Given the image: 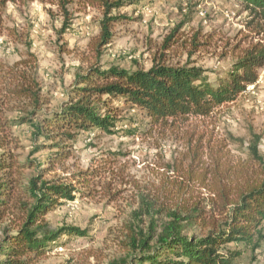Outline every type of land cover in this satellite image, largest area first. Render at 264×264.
Masks as SVG:
<instances>
[{
	"label": "rangeland",
	"instance_id": "obj_1",
	"mask_svg": "<svg viewBox=\"0 0 264 264\" xmlns=\"http://www.w3.org/2000/svg\"><path fill=\"white\" fill-rule=\"evenodd\" d=\"M67 10L63 13L51 0H11L3 14L8 29L0 38V66L6 70L29 61L47 99L44 111L59 109L77 75L97 63L93 47L102 1L77 0ZM112 15L119 19L98 64L105 69H149L158 58L169 65L200 66L216 84L239 54L263 39L258 22L236 0H126ZM121 117L115 134L98 129L78 134L64 169L58 166L48 175L69 177L80 191L49 212L47 221L54 229L72 225L87 235H63L35 264H110L126 256L129 226L141 224L134 216L140 197L150 193L153 182L180 177L197 143L203 166L217 165L220 171L246 167L263 176L250 146L258 143L264 159V68L256 85L208 117L154 129L138 109L124 110ZM14 133L23 146L19 152L28 154V126L17 125ZM49 152L44 148L43 154ZM142 228L147 231L146 220ZM262 235L253 244L228 245L241 253L237 264H264V225Z\"/></svg>",
	"mask_w": 264,
	"mask_h": 264
},
{
	"label": "trees",
	"instance_id": "obj_2",
	"mask_svg": "<svg viewBox=\"0 0 264 264\" xmlns=\"http://www.w3.org/2000/svg\"><path fill=\"white\" fill-rule=\"evenodd\" d=\"M9 1L0 0V38L8 29L3 14ZM53 1L66 13L77 0ZM101 1L103 18L93 47L97 63L77 75L59 109L43 110L47 99L28 60L6 70L0 66V264H35L63 235H87L72 225L54 229L46 219L80 191L69 177L48 176L58 166L64 169L78 134L94 129L115 134L124 110H140L151 129L208 117L256 85L264 68V0H236L258 22L263 39L239 54L216 84L200 66L169 65L158 58L149 69L100 67L119 19L112 12L126 0ZM17 125L30 130L28 154L19 152L23 146L14 133ZM250 147L262 166L261 178L260 171L246 167L220 171L217 165L203 166L198 143L191 148V163L180 177L153 182L150 193L142 194L134 214L141 224L129 226L127 255L110 264H237L241 253L231 252L228 245L253 244L263 237L264 159L258 143ZM44 148L51 152L43 154Z\"/></svg>",
	"mask_w": 264,
	"mask_h": 264
}]
</instances>
